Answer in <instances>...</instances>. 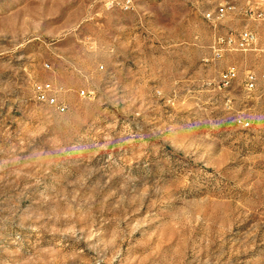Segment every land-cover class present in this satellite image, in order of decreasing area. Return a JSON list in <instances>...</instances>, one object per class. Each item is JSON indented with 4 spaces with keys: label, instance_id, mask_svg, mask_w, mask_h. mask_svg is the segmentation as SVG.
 Instances as JSON below:
<instances>
[{
    "label": "rangeland",
    "instance_id": "1",
    "mask_svg": "<svg viewBox=\"0 0 264 264\" xmlns=\"http://www.w3.org/2000/svg\"><path fill=\"white\" fill-rule=\"evenodd\" d=\"M123 1L0 0V264H264V24Z\"/></svg>",
    "mask_w": 264,
    "mask_h": 264
},
{
    "label": "built area",
    "instance_id": "2",
    "mask_svg": "<svg viewBox=\"0 0 264 264\" xmlns=\"http://www.w3.org/2000/svg\"><path fill=\"white\" fill-rule=\"evenodd\" d=\"M219 1L212 9L204 11V18L211 25L216 27L228 16H238L242 19V25L235 32L228 36H217L215 44L211 47L213 55H226L232 52H248L256 48L259 42V33L255 24H264V0H211ZM123 8H132V0H124ZM235 77L231 71L228 78ZM246 87L249 91L255 87V78L249 76L246 81ZM36 92L41 101L48 105L56 107L59 112L65 111V106L58 103L57 99L50 95V85H39Z\"/></svg>",
    "mask_w": 264,
    "mask_h": 264
}]
</instances>
